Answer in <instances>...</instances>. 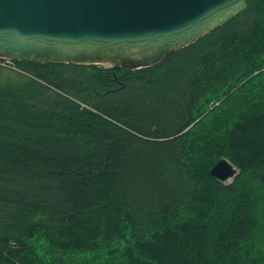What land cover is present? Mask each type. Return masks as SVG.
Segmentation results:
<instances>
[{
	"label": "trees",
	"instance_id": "obj_1",
	"mask_svg": "<svg viewBox=\"0 0 264 264\" xmlns=\"http://www.w3.org/2000/svg\"><path fill=\"white\" fill-rule=\"evenodd\" d=\"M247 2L156 65L0 66V264H264V0Z\"/></svg>",
	"mask_w": 264,
	"mask_h": 264
},
{
	"label": "water",
	"instance_id": "obj_2",
	"mask_svg": "<svg viewBox=\"0 0 264 264\" xmlns=\"http://www.w3.org/2000/svg\"><path fill=\"white\" fill-rule=\"evenodd\" d=\"M247 0H0V58L141 68L228 22ZM210 173L225 181L227 158Z\"/></svg>",
	"mask_w": 264,
	"mask_h": 264
},
{
	"label": "rangeland",
	"instance_id": "obj_3",
	"mask_svg": "<svg viewBox=\"0 0 264 264\" xmlns=\"http://www.w3.org/2000/svg\"><path fill=\"white\" fill-rule=\"evenodd\" d=\"M103 65L105 66H109V65H113L111 63H103ZM0 66L3 67L5 70L7 71H10V72H13V71H16L18 70V66H14L12 63L6 61V60H0ZM218 103V102H217ZM216 103V104H217ZM228 159V158H227ZM231 161V160H230ZM232 162V161H231ZM233 163V162H232ZM234 164V163H233ZM234 166L237 168V172L239 170V168L234 164ZM237 174V173H236ZM234 177V176H233ZM233 177H231L230 179L228 180H225V182H230L233 180Z\"/></svg>",
	"mask_w": 264,
	"mask_h": 264
},
{
	"label": "built area",
	"instance_id": "obj_4",
	"mask_svg": "<svg viewBox=\"0 0 264 264\" xmlns=\"http://www.w3.org/2000/svg\"><path fill=\"white\" fill-rule=\"evenodd\" d=\"M2 60H6V61H8V62L12 63L14 66H17V65H16V63H15V61H14V60H12V59H8V58H2Z\"/></svg>",
	"mask_w": 264,
	"mask_h": 264
},
{
	"label": "bare ground",
	"instance_id": "obj_5",
	"mask_svg": "<svg viewBox=\"0 0 264 264\" xmlns=\"http://www.w3.org/2000/svg\"><path fill=\"white\" fill-rule=\"evenodd\" d=\"M234 165V164H233Z\"/></svg>",
	"mask_w": 264,
	"mask_h": 264
}]
</instances>
